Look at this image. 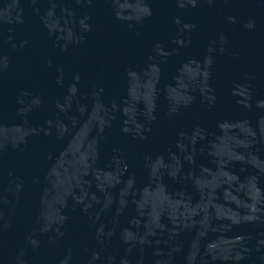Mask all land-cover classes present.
<instances>
[{
	"label": "water",
	"instance_id": "water-1",
	"mask_svg": "<svg viewBox=\"0 0 264 264\" xmlns=\"http://www.w3.org/2000/svg\"><path fill=\"white\" fill-rule=\"evenodd\" d=\"M0 264H264V0H0Z\"/></svg>",
	"mask_w": 264,
	"mask_h": 264
}]
</instances>
